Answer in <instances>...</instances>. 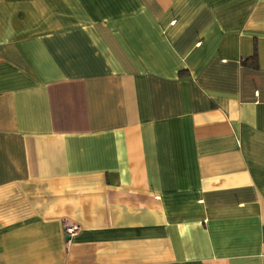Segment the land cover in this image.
<instances>
[{"label":"crops","instance_id":"1","mask_svg":"<svg viewBox=\"0 0 264 264\" xmlns=\"http://www.w3.org/2000/svg\"><path fill=\"white\" fill-rule=\"evenodd\" d=\"M0 264H264V0H0Z\"/></svg>","mask_w":264,"mask_h":264},{"label":"built area","instance_id":"2","mask_svg":"<svg viewBox=\"0 0 264 264\" xmlns=\"http://www.w3.org/2000/svg\"><path fill=\"white\" fill-rule=\"evenodd\" d=\"M78 230V227L74 224L68 223L64 226V234L67 237L74 235Z\"/></svg>","mask_w":264,"mask_h":264},{"label":"trees","instance_id":"3","mask_svg":"<svg viewBox=\"0 0 264 264\" xmlns=\"http://www.w3.org/2000/svg\"><path fill=\"white\" fill-rule=\"evenodd\" d=\"M256 55L253 54L251 57H249L248 59H246V62L248 61L251 65H254L256 62Z\"/></svg>","mask_w":264,"mask_h":264}]
</instances>
